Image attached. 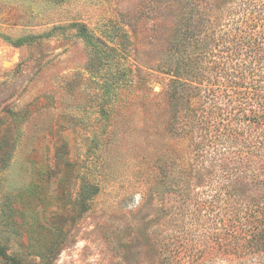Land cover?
Returning a JSON list of instances; mask_svg holds the SVG:
<instances>
[{
  "label": "rangeland",
  "instance_id": "374dc122",
  "mask_svg": "<svg viewBox=\"0 0 264 264\" xmlns=\"http://www.w3.org/2000/svg\"><path fill=\"white\" fill-rule=\"evenodd\" d=\"M203 7L0 0V264H264L243 232L222 251L230 222L198 181L167 189L194 164L170 97Z\"/></svg>",
  "mask_w": 264,
  "mask_h": 264
},
{
  "label": "trees",
  "instance_id": "16d2710c",
  "mask_svg": "<svg viewBox=\"0 0 264 264\" xmlns=\"http://www.w3.org/2000/svg\"><path fill=\"white\" fill-rule=\"evenodd\" d=\"M203 3L197 16L189 11L191 26L181 39L184 44L196 37L193 47L199 62L176 63L170 97L173 132L196 134L194 164L184 170L183 185L172 182L167 189L185 198L198 181L211 198L203 204L231 223L224 228L232 243L221 244L222 251L235 252L241 246L263 252L264 0ZM173 172L167 180H173ZM241 232L246 241L235 248Z\"/></svg>",
  "mask_w": 264,
  "mask_h": 264
}]
</instances>
